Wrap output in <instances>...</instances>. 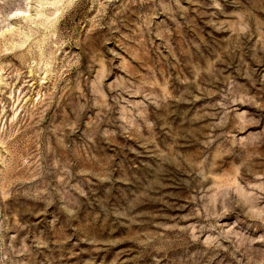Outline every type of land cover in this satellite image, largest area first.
Segmentation results:
<instances>
[{"label":"rangeland","instance_id":"1","mask_svg":"<svg viewBox=\"0 0 264 264\" xmlns=\"http://www.w3.org/2000/svg\"><path fill=\"white\" fill-rule=\"evenodd\" d=\"M0 264H264V0H0Z\"/></svg>","mask_w":264,"mask_h":264}]
</instances>
